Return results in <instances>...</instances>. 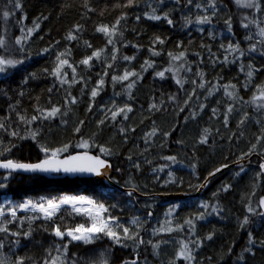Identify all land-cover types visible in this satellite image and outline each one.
<instances>
[{
  "label": "trees",
  "instance_id": "obj_1",
  "mask_svg": "<svg viewBox=\"0 0 264 264\" xmlns=\"http://www.w3.org/2000/svg\"><path fill=\"white\" fill-rule=\"evenodd\" d=\"M206 1L220 8L207 22L185 11L200 0H0V56L18 62L0 75V160L35 162L55 150L61 156L92 151L110 160L115 182L145 195L93 177L0 171V226L5 227L0 241L13 260L45 264L67 248L71 264H86L98 250L109 251L108 264L145 258L186 264L162 263L146 237L135 249L112 243L106 232H122L138 215L163 209L167 197L158 194L195 193L218 168L253 153L264 156L250 148L264 133V111L260 122L249 119L262 107L264 41L257 52L230 58L232 47L249 46L245 37L253 19L264 15V0L259 12L234 0ZM63 55L78 73L72 85L57 73ZM124 56L134 58L140 74L144 66L149 69L130 89L126 112L100 120L97 104L109 95ZM102 80L105 89L94 96ZM189 84L195 94L211 88L203 95L202 111L195 108L196 118L187 100ZM241 96L247 117L240 111ZM82 141L90 144L81 146ZM262 195L264 166L253 156L184 198L182 209L193 200L214 207L215 214L199 222L198 240L206 242L195 245L196 264H264ZM83 196L92 200L87 211L66 203ZM49 205L58 208L45 213L41 206ZM90 212L110 222L94 239L59 236L91 227Z\"/></svg>",
  "mask_w": 264,
  "mask_h": 264
},
{
  "label": "rangeland",
  "instance_id": "obj_2",
  "mask_svg": "<svg viewBox=\"0 0 264 264\" xmlns=\"http://www.w3.org/2000/svg\"><path fill=\"white\" fill-rule=\"evenodd\" d=\"M204 1V0H203ZM237 5L244 7V8H253L259 12L260 10V0H234ZM205 2V3H204ZM200 0V2H196L192 4V6L185 8L186 12L195 11L196 14L201 15L204 21H208L209 18L215 16L220 8L214 6L211 2ZM207 2V3H206ZM153 13L156 16H159L160 13L157 9H153ZM250 35L245 37L247 47H232L230 49V58H240L244 55L245 52H257V46L261 41H264V15L257 16L253 19V22L249 28ZM111 33V31H110ZM250 40V41H248ZM249 42V43H248ZM117 45V43H116ZM114 47V46H113ZM112 47V48H113ZM117 50L114 47L111 50V56L116 59ZM110 54L105 55V59L111 63L114 61L109 60L111 59ZM13 62V64H12ZM12 64V65H10ZM18 65V62L7 60L6 58L0 56V75L5 74L7 71L15 68ZM118 66L115 68V73L112 78V85L109 88V92L107 96L102 99V103L97 104V110H102L100 114L103 116L100 117V120L106 121V117L110 119H114L115 116L121 114L122 112H126L128 106L126 103L128 101V94L130 89L133 88L137 82H139V78L142 76L144 77L145 72L149 69V66H144L143 73H139L138 70L134 68V58L131 56H124L121 59H118ZM66 67V69H64ZM8 69V70H7ZM7 70V71H6ZM57 73L63 76V80L72 85L75 80L78 78L77 70L74 67L68 68L67 67V59L66 55L60 57L58 62V69ZM189 72L184 75L187 79ZM196 87L194 84H189L186 87L187 93V100L190 102L191 107L193 109V118H196V109L200 108V112L202 111L201 106H206V102L202 99L205 93H208L211 88L208 86L204 87L203 89H199V92L195 94ZM105 89V82L102 80L100 83H97L93 88L94 96L98 95L101 91ZM219 89V88H218ZM221 90V89H220ZM213 91V89H212ZM214 91H217L214 89ZM228 91V90H226ZM262 102L260 104L262 107L255 112L250 120H255L260 122L258 119L262 117L264 111V92H262ZM241 112L244 117H247V108L248 104H245L246 101L241 96ZM95 107V106H94ZM130 113V112H129ZM129 113L127 115L129 116ZM132 115H130L131 117ZM136 114L134 115V117ZM129 117V118H130ZM253 120V121H254ZM259 142L256 143V146L250 147L260 149L264 153V133L257 137ZM81 146L87 147L90 144L89 141H82ZM255 149V150H256ZM87 151V150H86ZM53 155H58L57 150L54 151ZM206 186V184H205ZM204 186V187H205ZM72 201L66 202L73 205L75 209L87 211V204H91L92 200L86 196L77 199H71ZM174 201L171 202L170 199H164L162 202H166L164 204L163 209L157 210L155 212L151 211L150 216L145 215L141 216L138 215L135 217L131 222V227L128 229H124L122 232H106V236L109 238L112 243H116L119 245H129L131 244L133 248L137 249L141 242V237L144 239L146 237V243H150L152 246V252L156 258H158L162 263L168 262L170 259L171 261H177L182 259L186 262V264H196V248H200L206 241L198 240L200 235L199 232V222L201 220H206L212 215H214V207L209 208L208 204L202 200L190 201L186 203V208L182 209L181 207L184 206V198H173ZM155 202V201H154ZM148 206H156V204H151L150 201L146 202ZM57 205V204H56ZM49 205V206H41L44 208L45 213H52L54 212L59 205ZM192 206L194 208L190 209ZM26 208L29 205L24 206ZM190 207V208H189ZM36 209V207H34ZM39 208V207H37ZM193 211V214L191 213ZM200 212V213H197ZM94 215L92 217V224L91 227L85 228L80 227L79 230L69 231L63 234H59L60 237L67 236L71 240L75 241H87L92 240L96 237L99 231L104 230V228L110 223L108 220H105L94 212H90ZM2 211H0V215ZM147 226V227H145ZM1 229H4V226H0ZM148 228V231L142 234V229ZM181 231L182 235L178 232ZM67 248L60 249L59 252L55 253L54 257H50L49 260L45 262V264H71L68 261L67 257ZM109 251L105 250H98L94 255L89 257V260H85L86 264H108V255ZM0 264H20L19 259H12L5 250V244L3 241H0ZM135 264H159L158 262L154 261L153 259H142L138 263Z\"/></svg>",
  "mask_w": 264,
  "mask_h": 264
},
{
  "label": "water",
  "instance_id": "obj_3",
  "mask_svg": "<svg viewBox=\"0 0 264 264\" xmlns=\"http://www.w3.org/2000/svg\"><path fill=\"white\" fill-rule=\"evenodd\" d=\"M246 160L247 159H242L234 163L220 167L216 172L210 174L206 182L216 173L228 167H231L235 164H241ZM261 160L264 166V157H262ZM0 171L45 174V175L57 174L59 176H71V177L74 176L93 177L96 180H104L110 186L121 188L126 192H137L139 195H143L133 188L124 187L122 185L117 184V182H115L110 178L112 166L111 163L107 160V158L95 154L94 152L86 151V150L75 151L62 156L51 155L44 157L43 159L35 162H16L11 160H2L0 161ZM204 185L201 187V189H203ZM163 196L168 198L170 197L176 198V197H188L190 196V194L175 192V193H163ZM259 204L261 206V209L264 211V195L260 197Z\"/></svg>",
  "mask_w": 264,
  "mask_h": 264
},
{
  "label": "bare ground",
  "instance_id": "obj_4",
  "mask_svg": "<svg viewBox=\"0 0 264 264\" xmlns=\"http://www.w3.org/2000/svg\"><path fill=\"white\" fill-rule=\"evenodd\" d=\"M92 152V151H91ZM96 154V153H95ZM253 156H259V158L261 157H264L263 155H259L258 153H253V154H251L248 158H244V159H250L251 157H253ZM260 158V159H261ZM41 159H43V158H41ZM40 159V160H41ZM108 160V159H107ZM242 160V159H241ZM246 160V161H247ZM0 161H2V160H0ZM39 161V160H38ZM109 162H110V160H108ZM262 161V160H261ZM236 162V161H235ZM245 162V161H244ZM111 163V162H110ZM232 163H234V162H232ZM243 163V162H242ZM231 164V163H230ZM235 165H240V164H235ZM263 165V164H262ZM111 166H112V163H111ZM234 166V165H233ZM232 167V166H231ZM229 168V167H228ZM219 169V168H218ZM217 169V170H218ZM227 169V168H226ZM216 170V171H217ZM216 171H214V172H216ZM111 174V173H110ZM217 174V173H216ZM57 175V174H56ZM59 176V175H58ZM210 176V175H209ZM208 176V177H209ZM81 177H83V176H81ZM213 177V176H212ZM211 177V178H212ZM111 178V177H110ZM210 178V179H211ZM112 179V178H111ZM209 179V180H210ZM113 180V179H112ZM207 180V179H206ZM206 180L203 182V184L200 186V188H199V190L197 191V192H195V193H188V194H190V196H188V197H191V196H195V195H198L203 189H201V187L204 185V184H207L208 182H209V180L206 182ZM104 181V180H103ZM105 182V181H104ZM206 182V183H205ZM107 183V182H106ZM108 184V183H107ZM118 184V183H117ZM120 185V184H119ZM205 186V185H204ZM114 187V186H113ZM125 187V186H124ZM117 188V187H116ZM128 188H133V187H128ZM204 188V187H203ZM118 189H120V190H122L121 188H118ZM133 189H135L136 191H138L136 188H133ZM124 191V190H123ZM126 192V191H125ZM139 192V191H138ZM128 193H130V192H128ZM134 193H136V194H138L137 192H134ZM141 193V192H140ZM142 194V193H141ZM139 195V194H138ZM159 196H163V194L161 193V194H158ZM140 196H145V195H140ZM168 198V197H167ZM172 198V197H171ZM176 198H187V197H176ZM260 205V204H259ZM261 207V206H260Z\"/></svg>",
  "mask_w": 264,
  "mask_h": 264
}]
</instances>
